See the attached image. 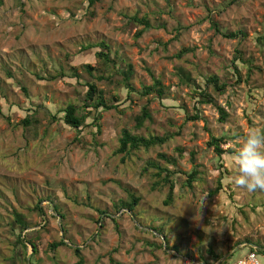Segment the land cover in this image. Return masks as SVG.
I'll list each match as a JSON object with an SVG mask.
<instances>
[{
  "label": "rangeland",
  "instance_id": "1",
  "mask_svg": "<svg viewBox=\"0 0 264 264\" xmlns=\"http://www.w3.org/2000/svg\"><path fill=\"white\" fill-rule=\"evenodd\" d=\"M135 15L152 25L140 37L143 26L130 20ZM214 23L246 36L225 37ZM257 37H264V0H98L93 6L88 0H3L0 264H79L75 247L83 264H235L250 253L249 244L263 247L257 259L264 264V191L237 187L232 162L249 130L264 132V40ZM101 42L121 70L132 65V95L122 74L95 56ZM183 48L190 51L177 57ZM86 64L96 70L90 74ZM73 67L79 79L71 76ZM180 67L193 84L181 80ZM212 75L226 84L224 92L208 86ZM153 76L167 94L149 102L139 93ZM85 81L120 104L103 112L100 132L78 131L59 118L69 104H83ZM197 86L214 103H196ZM145 105L152 120L137 129L135 116ZM196 105L199 119L193 118ZM218 106L228 113L224 122ZM29 115L38 122L26 127ZM123 128L145 137L177 134L163 146L125 156L117 152ZM211 136L224 137L222 148L232 152L220 158L208 148ZM160 154L177 157V166ZM160 168L175 173L170 205L167 171L158 175ZM194 169L196 180L185 185ZM220 181L224 189L210 197ZM130 194L140 198L135 210L118 211ZM39 202L44 214L30 211ZM14 211L26 214L29 231L40 229L39 252L29 247L27 262L11 227ZM63 239L66 245L50 249Z\"/></svg>",
  "mask_w": 264,
  "mask_h": 264
},
{
  "label": "trees",
  "instance_id": "2",
  "mask_svg": "<svg viewBox=\"0 0 264 264\" xmlns=\"http://www.w3.org/2000/svg\"><path fill=\"white\" fill-rule=\"evenodd\" d=\"M96 1L98 0H88V3L90 6H93ZM3 2V0H0V4ZM130 20L138 25H142L143 29L139 30L136 33L137 37L142 36L145 30L148 28H151V22L147 17L139 18L138 16H132L130 17ZM214 26L216 27V30L220 32L225 37L229 38H236L238 36H241L244 38L246 34L243 31H223L220 29L219 25L217 23H214ZM257 40L260 44H263L264 37H257ZM99 47L101 48L99 51L95 53V56L97 58H100L104 60V63H111L113 68H116L117 72H120L122 74L121 82L123 83L124 88L128 91L129 95H132L133 92H136V90L133 88L132 84L130 83V78L133 73V67L132 65H127L126 70H121V67L117 66V60L115 58L111 57V52L109 51V46L105 42H101L99 44ZM86 48H92V46L86 47ZM108 50V51H107ZM190 51L187 48L181 49L177 53V57H182L184 53ZM237 60H242L241 57H238L236 55ZM113 62V63H112ZM244 64V63H243ZM249 65V63H248ZM86 70L91 74L94 70H96L95 67H93L91 64L85 65ZM233 68L237 70L239 73V65L235 63L233 65ZM251 69V68H250ZM77 68L73 67L71 76L77 77L79 79V74L77 73ZM179 73L181 80L186 84H193L194 79L192 78V75L190 72L186 71L183 68H179ZM102 78V77H100ZM208 86L213 87V90L217 93H222L225 90L226 84L220 83L218 76L212 75L207 78ZM196 85V83H195ZM84 89V96H83V104L81 106H77L75 104H69L64 109L60 110L59 113H63L61 118L65 124L69 125L71 128L77 129L78 131H83L84 129L89 128L90 130L92 128H96L97 132L101 131V124L100 121L103 117V112L108 111L111 109H118L120 104L118 103H110L107 101L105 97V93L103 89H101L98 84L94 81H85V84H83ZM26 90V89H25ZM138 93V92H137ZM141 96H147L149 102H151L154 99H160L163 100L164 97L167 94V87L162 83V81L156 77L153 76V83L151 85H145L143 86L142 90L139 93ZM194 97L196 98V103L202 104V103H214L213 97L201 86H197L193 89ZM196 113L193 115L194 119L201 118V112L199 107L196 105ZM81 109L84 110V113H81ZM219 112H220V121L224 122L227 120L228 113L227 111L221 107L218 106ZM51 117L54 119L58 118L55 114H51ZM146 120H152V113L149 109L148 105H145L142 107L141 112L135 116L136 125L135 127L137 129L144 126V123ZM35 122H38V119L34 118L33 116H27L25 119H23L22 124L26 127H29L31 125H34ZM177 133H166L163 136L158 135H150L148 137L142 136V135H136L131 133L130 130L127 128H123L121 131V137H120V146L117 149L118 153H124L126 155H130L134 150L140 149L144 147L145 149H150L151 147L160 145L163 146L168 141L173 139L176 136ZM225 142L224 137H215L211 136V139L208 141L207 145L209 149H212L215 151V153L222 158L225 154L231 153L232 150H226L222 148L223 143ZM179 157L182 156V152L180 149H178ZM160 158L164 159L165 161L173 164L174 166H177L178 159L175 156H167L165 154H160ZM167 171L166 175L163 177L164 183L170 185V190L167 196V199L165 201L166 205H170L174 199L175 191L177 190V182L173 179L172 174H175L174 172H169L168 169L165 170L164 168H160L158 175H161L162 172ZM198 176V170L194 169L191 173L188 174L187 181L185 185L192 186V183L196 180ZM224 189V186L222 182H219V185L212 191L209 192V196L212 197L216 195L217 193L221 192ZM51 199V198H50ZM140 198L135 196L134 194H130L128 196L127 200L121 201L120 204H117V210L120 211L121 209H128L129 211H134L136 205L138 204ZM55 211L58 212V215H60L62 218H64V215L62 214L61 210L59 209V205H54ZM31 212H37L39 214H44V211L42 207L40 206V202L35 205L33 209H30ZM101 214H106V211H101ZM13 221H11V227L13 229V232L16 234V243L17 246H22L25 252V261L27 262V252L28 248L31 247L33 249V253L39 252V244L37 243V239L39 238L40 229L29 231V229L32 226V223L29 221V218L26 216V214L14 211L13 212ZM105 218H109L111 220H115L112 216H105ZM101 220V219H99ZM249 244V243H248ZM66 245L65 240L55 241L49 245L51 250H56L59 246ZM256 248H253L250 244V252H253L257 250V252L262 249L263 247L259 244H255ZM76 256L78 257V263L83 264L84 257L83 253L81 251V248L75 247L73 248ZM220 258V257H219ZM31 264H35V262L31 261Z\"/></svg>",
  "mask_w": 264,
  "mask_h": 264
},
{
  "label": "clouds",
  "instance_id": "3",
  "mask_svg": "<svg viewBox=\"0 0 264 264\" xmlns=\"http://www.w3.org/2000/svg\"><path fill=\"white\" fill-rule=\"evenodd\" d=\"M233 183L248 192L264 191V132L249 130L232 154Z\"/></svg>",
  "mask_w": 264,
  "mask_h": 264
},
{
  "label": "built area",
  "instance_id": "4",
  "mask_svg": "<svg viewBox=\"0 0 264 264\" xmlns=\"http://www.w3.org/2000/svg\"><path fill=\"white\" fill-rule=\"evenodd\" d=\"M235 264H260L257 259V250L250 252L247 257L237 261Z\"/></svg>",
  "mask_w": 264,
  "mask_h": 264
},
{
  "label": "water",
  "instance_id": "5",
  "mask_svg": "<svg viewBox=\"0 0 264 264\" xmlns=\"http://www.w3.org/2000/svg\"><path fill=\"white\" fill-rule=\"evenodd\" d=\"M28 261L30 262V255H28Z\"/></svg>",
  "mask_w": 264,
  "mask_h": 264
}]
</instances>
